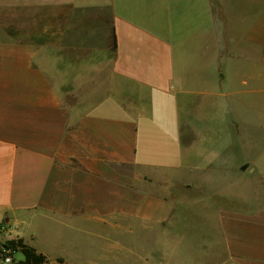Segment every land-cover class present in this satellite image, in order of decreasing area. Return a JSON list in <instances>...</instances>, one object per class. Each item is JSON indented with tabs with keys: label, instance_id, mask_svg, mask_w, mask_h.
Segmentation results:
<instances>
[{
	"label": "crops",
	"instance_id": "crops-1",
	"mask_svg": "<svg viewBox=\"0 0 264 264\" xmlns=\"http://www.w3.org/2000/svg\"><path fill=\"white\" fill-rule=\"evenodd\" d=\"M0 228L264 264V0H0Z\"/></svg>",
	"mask_w": 264,
	"mask_h": 264
},
{
	"label": "rangeland",
	"instance_id": "rangeland-1",
	"mask_svg": "<svg viewBox=\"0 0 264 264\" xmlns=\"http://www.w3.org/2000/svg\"><path fill=\"white\" fill-rule=\"evenodd\" d=\"M247 175L248 174H246L245 176ZM196 234L197 233H194V234L191 233L188 235L191 237ZM143 235L144 233H142V231H138L132 234V242H131L132 250H131L130 258L127 255V250H124V249L119 250L117 248L112 247L109 241L106 240V238L95 237V239L91 241L85 236L84 248L82 249L84 258H82L81 260H75L76 261L75 264H155L154 257H150L148 261L140 260V258H142L140 253H145L144 251H146V249H144L146 242L144 241L145 238ZM199 236L201 238L202 234H199ZM8 237L9 236H7L5 232L3 233L2 231H0L1 241L8 240L9 239ZM202 244H204V240H202ZM197 250L203 251L202 248H198ZM13 258L15 261H19L24 258V255L21 251H17L14 253ZM0 264H4L2 258H0ZM12 264H14L13 261H12ZM48 264H68V263H65L64 260L63 261L49 260Z\"/></svg>",
	"mask_w": 264,
	"mask_h": 264
},
{
	"label": "trees",
	"instance_id": "trees-1",
	"mask_svg": "<svg viewBox=\"0 0 264 264\" xmlns=\"http://www.w3.org/2000/svg\"><path fill=\"white\" fill-rule=\"evenodd\" d=\"M115 48L116 43H115ZM21 251L24 255V258L15 261L14 258L12 259L14 264H48L49 258L48 256L38 251L35 247L29 245L25 242L23 238H12L5 241L0 240V258L5 261V258L8 255H14L15 252ZM59 261H63V259H59Z\"/></svg>",
	"mask_w": 264,
	"mask_h": 264
},
{
	"label": "clouds",
	"instance_id": "clouds-1",
	"mask_svg": "<svg viewBox=\"0 0 264 264\" xmlns=\"http://www.w3.org/2000/svg\"><path fill=\"white\" fill-rule=\"evenodd\" d=\"M4 264H12L11 257H9L8 259H6V260L4 261Z\"/></svg>",
	"mask_w": 264,
	"mask_h": 264
},
{
	"label": "built area",
	"instance_id": "built-area-1",
	"mask_svg": "<svg viewBox=\"0 0 264 264\" xmlns=\"http://www.w3.org/2000/svg\"><path fill=\"white\" fill-rule=\"evenodd\" d=\"M9 257H11V260L13 259L12 255H8L5 259H8Z\"/></svg>",
	"mask_w": 264,
	"mask_h": 264
}]
</instances>
